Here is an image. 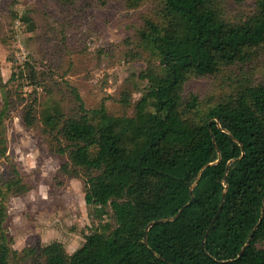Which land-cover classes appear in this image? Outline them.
Here are the masks:
<instances>
[{"label": "trees", "instance_id": "trees-1", "mask_svg": "<svg viewBox=\"0 0 264 264\" xmlns=\"http://www.w3.org/2000/svg\"><path fill=\"white\" fill-rule=\"evenodd\" d=\"M121 1L134 9L147 0ZM149 1L155 10L141 17L135 42L145 54L142 87L121 92L119 113L106 100L88 108L73 86V112L54 103L40 110L38 89L52 92L26 62L15 61L2 82L0 162L11 176L0 184V264H264V82L241 74L219 98L188 89L194 78L245 71L264 45V0L238 19L223 0ZM134 91L141 94L135 102ZM18 105L26 126L60 136L54 148L67 158L62 171L86 175L85 201L101 223L73 254L60 242L12 248L7 202L29 191L8 153L7 122ZM108 207L113 222L104 223ZM171 218L146 234L152 222Z\"/></svg>", "mask_w": 264, "mask_h": 264}, {"label": "rangeland", "instance_id": "rangeland-1", "mask_svg": "<svg viewBox=\"0 0 264 264\" xmlns=\"http://www.w3.org/2000/svg\"><path fill=\"white\" fill-rule=\"evenodd\" d=\"M223 2L230 18H244L254 11L255 0ZM153 6L149 0L134 9L121 0H0V87L9 82L15 61L20 65L26 62L36 72L37 81L52 92L48 96L47 90L38 89L40 110L54 103L66 114L73 112V86L88 108L106 100L108 108L119 113L114 100L121 92L133 90L135 84L141 86L138 75L146 62L135 44L136 30L141 17L155 10ZM29 72V68L25 70L27 75ZM241 74L264 82V45L251 53L244 72L237 66L218 77L194 78L188 89L202 98H219L244 79ZM140 97L133 92L134 102ZM7 137L8 153L29 182L26 194L7 202L5 229L12 248L22 252L60 242L73 254L101 223L94 206L85 201L84 171L71 167L62 171L67 158L54 148L60 136L43 132L41 124L26 126L23 105L13 109ZM10 176L9 163L1 161L0 184ZM107 211L104 223L113 222L109 207Z\"/></svg>", "mask_w": 264, "mask_h": 264}, {"label": "water", "instance_id": "water-1", "mask_svg": "<svg viewBox=\"0 0 264 264\" xmlns=\"http://www.w3.org/2000/svg\"><path fill=\"white\" fill-rule=\"evenodd\" d=\"M193 189H194V185L192 186L191 191H190V194H191V200H190L189 203L186 205V207L192 205L193 202H194V200H195V197H194V194H193ZM184 209H185V208H182V209L178 212V214L175 216V218H178V217L180 216V214L184 211ZM262 210H263V212H264V207H263ZM170 220H173V218H171V219H165V220H159V221L152 222V223L146 228V234L148 233L149 229H150L151 227H153L154 225H156L157 223H161V222H164V221H170ZM253 234H254V231H253V233L251 234L250 239H249V241L247 242L246 246L250 243V241H251V239H252V237H253ZM144 242L147 244V235H146L145 238H144ZM246 246H245V247H246ZM244 249H245V248L242 249L240 255H242Z\"/></svg>", "mask_w": 264, "mask_h": 264}]
</instances>
